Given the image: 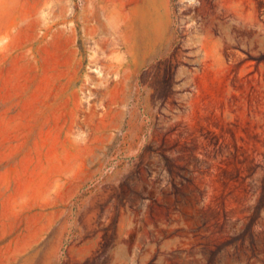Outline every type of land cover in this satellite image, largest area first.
<instances>
[{
  "label": "rangeland",
  "instance_id": "1",
  "mask_svg": "<svg viewBox=\"0 0 264 264\" xmlns=\"http://www.w3.org/2000/svg\"><path fill=\"white\" fill-rule=\"evenodd\" d=\"M0 264H264V0H0Z\"/></svg>",
  "mask_w": 264,
  "mask_h": 264
},
{
  "label": "bare ground",
  "instance_id": "2",
  "mask_svg": "<svg viewBox=\"0 0 264 264\" xmlns=\"http://www.w3.org/2000/svg\"><path fill=\"white\" fill-rule=\"evenodd\" d=\"M140 36H142V33H137L136 32V35H135V38H136V41L138 40V41H140V40H142V39H145L146 38V36L144 35V37L143 38H140ZM135 41V42H136ZM134 54L136 55V57L138 58V50L136 49L135 50V52H134ZM229 248H227L226 250H228ZM231 249V248H230ZM201 252V251H200ZM190 261V260H189Z\"/></svg>",
  "mask_w": 264,
  "mask_h": 264
}]
</instances>
